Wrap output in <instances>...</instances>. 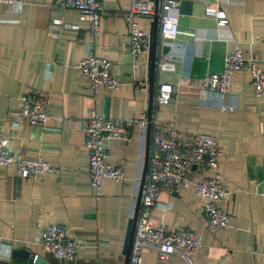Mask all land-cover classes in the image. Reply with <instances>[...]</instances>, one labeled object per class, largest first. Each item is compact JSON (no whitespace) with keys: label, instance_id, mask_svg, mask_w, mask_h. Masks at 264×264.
Returning a JSON list of instances; mask_svg holds the SVG:
<instances>
[{"label":"crops","instance_id":"0c3cea01","mask_svg":"<svg viewBox=\"0 0 264 264\" xmlns=\"http://www.w3.org/2000/svg\"><path fill=\"white\" fill-rule=\"evenodd\" d=\"M152 1L158 6L162 0ZM174 1L179 4V32L171 43L161 42L156 16L135 18L150 41L155 38V61L171 56L176 65L163 76L173 86L172 101L155 115L184 140L195 134L217 139L222 150L218 171L229 192L219 207L230 222L215 232L204 227L206 200L195 194L193 183L211 173L194 168L187 187L174 194L160 192L150 225L167 231L186 228L199 236L201 247L191 264H264V96H256L247 70L233 73L223 96L201 91L204 76L221 72L235 46L264 69V0ZM56 2L0 5V138H7L21 157H41L56 170L25 179L14 166H0V252L9 255L0 264H29L34 257L46 264H125L124 240L143 172L146 179L151 130L134 125L125 139L107 142V160L123 169L125 180L104 181L95 197L83 128L92 111L108 120L153 115L155 68L150 81L149 55L134 59L129 52L128 0H97L102 9L98 35L77 11L60 10ZM206 10L222 11L228 20L222 34ZM87 54L112 62L119 88L90 89L75 69ZM29 92L48 97L52 120L44 129L16 120L19 98ZM57 222L81 246L72 262L54 258L40 244L41 232ZM20 250L29 252V258L13 255ZM143 264L188 262L179 252L161 260L155 249L145 248Z\"/></svg>","mask_w":264,"mask_h":264},{"label":"built area","instance_id":"2783aa9c","mask_svg":"<svg viewBox=\"0 0 264 264\" xmlns=\"http://www.w3.org/2000/svg\"><path fill=\"white\" fill-rule=\"evenodd\" d=\"M130 10L125 15L129 33V52L132 58L149 55L150 39L135 21L136 17L157 16L158 34L161 42L173 41L179 30V4L174 0H162L157 6L152 0H128ZM21 7L24 0H0V5ZM60 10H75L81 21H87L93 35L100 31L99 22L102 9L97 0H57ZM206 17L213 18L218 31L222 34L228 27V20L221 10H206ZM68 27V26H67ZM70 29H77L70 27ZM76 71L87 78L90 89L95 93L100 88L117 89L121 82L114 75L112 62L91 54L85 55L76 66ZM176 65L171 56L158 57L155 61L156 91L154 97V114H142L137 119L108 120L95 111L83 128L84 146L88 153V177L95 197L100 196L104 181L121 183L125 180L121 167L110 164L107 160L106 144L111 140H123L128 130L134 125L141 130L150 128V148L148 154L147 174L143 185L138 210L135 233L128 264H143V250L155 249L161 260H167L175 252L181 253L191 264V257L201 247L199 236L186 228L167 231L163 226L152 227L150 216L157 206L161 191L174 194L187 187L194 168L210 171V175L193 183L197 196L204 198V227L215 232L229 225L230 217L219 204L229 197L224 182L219 174L222 150L217 139L208 134H195L189 140L181 138L173 125L162 124L156 118V111L170 104L173 86L164 81L163 76L175 71ZM247 70L256 96H264V69L255 57H245L239 46H235L224 58L221 72L206 74L201 81V91L207 94L223 96L230 91L233 73ZM145 90L147 85H139ZM20 109L16 120L21 124L44 129L52 120L48 112V97L36 92L24 93L19 98ZM232 110V107L227 108ZM0 166H14L17 174L25 179L56 173L41 157L25 158L13 151L7 138H0ZM40 244L44 252L54 258L72 262L77 256L80 244L69 234L68 228L61 222L53 223L41 232ZM9 255L0 252V261H8ZM34 257L29 264H35Z\"/></svg>","mask_w":264,"mask_h":264},{"label":"water","instance_id":"95a60500","mask_svg":"<svg viewBox=\"0 0 264 264\" xmlns=\"http://www.w3.org/2000/svg\"><path fill=\"white\" fill-rule=\"evenodd\" d=\"M156 23H157V16L155 17ZM150 46L151 50L149 53V59H150V81L153 80V74H154V68H155V58H156V41L155 38H152L150 41ZM150 118V113L148 114V119ZM149 129V127H148ZM148 154L149 150H147L146 154V160L148 161ZM144 180H145V172H143V177L141 180L140 184V191H139V196H138V201L134 210V215L133 217L129 220L128 225H127V230H126V235H125V240H124V253L126 255V261L125 264H128L129 262V256H130V251L133 243V238H134V233H135V226H136V220H137V215H138V210L140 206V199H141V194H142V189L144 185ZM18 255L21 256L25 259L29 258V252H26L24 250L16 251L13 252V255ZM35 264H46L44 260L40 257H37V260Z\"/></svg>","mask_w":264,"mask_h":264}]
</instances>
